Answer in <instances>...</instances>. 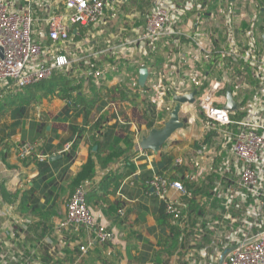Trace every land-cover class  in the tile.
<instances>
[{"label": "crops", "instance_id": "crops-1", "mask_svg": "<svg viewBox=\"0 0 264 264\" xmlns=\"http://www.w3.org/2000/svg\"><path fill=\"white\" fill-rule=\"evenodd\" d=\"M149 9L148 2L141 0L130 1L114 13L107 10L102 29L90 35L91 38L95 34L90 47L98 51L106 47L107 42L131 37L134 34L132 26L143 25ZM193 22L192 16L184 19L180 30L188 35L197 31L214 35V24H203L204 28L200 29L199 24L191 27ZM78 33L76 35V30L71 33L74 42H80L87 36L85 30ZM160 43L159 49L147 57L133 55L131 62H125L121 57L102 82L86 79L82 68H78L80 70L76 73L70 71L68 75L57 73L55 76H67L71 84L78 87L73 94L86 101L84 104L61 97L58 90L62 86L57 87L53 95H43L36 102L27 93L29 90L20 91L15 96L0 88V100L3 102L9 98L0 110V259L2 254L11 256L14 252L17 258L24 256L22 260H27L31 257L39 261L38 264H77V241L80 237L84 244L90 237L84 230L78 232L79 236L68 230L61 235L69 244L64 240L62 245L53 233V226L64 217L71 195V180L83 164L89 157L95 158L96 154L105 158L114 140H122L126 131L133 139L135 155L130 160L131 166L125 165L122 159L113 160L104 168L97 165L94 177L85 184L86 203L94 221L112 231L115 240L94 244L79 264H211L202 261L201 250H206L208 255L215 253L217 261L226 253L227 244L222 238H215L213 231L205 228L204 238L192 247L196 250L190 256L193 258L187 257L176 231L159 224L161 203L150 195L145 183L151 176L160 174L184 186L190 184L199 198L207 196L211 186V180L205 178L196 184L189 176L196 165L209 167L204 157L194 154L196 144L202 141L203 131L198 135L195 133L200 119L193 113H189L188 122L183 123V128L161 147L159 153L141 151L138 147L141 136L147 135L152 128H161L167 120L169 112L166 110L169 104H173L172 84L186 78L190 68L187 63H192L191 59L194 61L192 44L184 37L178 44L175 41L177 46H172V42ZM112 62V58L101 56L98 61H93V65L102 68ZM200 65L206 67L203 63H193L198 69ZM141 68L148 71L142 88L138 86ZM209 70L208 76H214V69ZM158 74L164 76L165 84L159 81ZM159 84L161 89L166 86L162 96V90L156 91ZM147 88L152 89L153 98L161 97V104L157 107L150 102L153 98L148 99V94H144ZM187 107L191 106H182V122L181 117L185 115L184 111H188ZM43 116L45 120H42ZM98 118L105 120L101 134L89 130ZM73 126L78 127V135L71 138ZM23 142L38 145L40 153L47 156L45 164L18 160L16 147ZM68 143L72 144V149L68 153L63 152ZM178 160H182L184 165L178 166ZM199 200L191 203H196L191 207L192 221L202 222L203 227L211 229L213 223L220 219H217L219 212L213 208L219 201H213L210 206L213 214L210 220V215H207L209 209L201 212ZM45 237L52 240V246L56 245L53 249L50 245L40 244Z\"/></svg>", "mask_w": 264, "mask_h": 264}, {"label": "built area", "instance_id": "built-area-1", "mask_svg": "<svg viewBox=\"0 0 264 264\" xmlns=\"http://www.w3.org/2000/svg\"><path fill=\"white\" fill-rule=\"evenodd\" d=\"M130 1L141 0H0V87L12 91L23 90L51 79L57 73L68 75L70 71L76 73L81 68L86 79L102 82L121 57L125 62H131L137 54L147 57L154 51L155 43L163 41L173 44L177 41L178 44L180 38L184 37L192 44L196 55H193L192 63H187L190 68L186 78L172 84L173 93L183 95L196 90L195 103L188 105H196L203 117V136L213 133L208 143L201 141L194 151L197 157L207 160L209 167L196 165L189 176L196 184L205 178L215 180V183L210 187V195L202 198L197 197L195 188L187 189L181 182L164 176L153 175L145 183L150 195L164 205L172 224L178 228L179 240L184 244L187 257L193 258L190 256L196 250L192 247L208 228L215 238L221 237L227 244L226 253L218 261L216 259L215 264H264L263 32L255 30L252 18L251 24L243 30L242 40L228 32V27L235 22V16L227 8L220 9L223 0H145L150 6L149 13L143 25H136L137 28L132 26L134 34L131 37L114 43L107 42L106 47L98 51L90 47L95 34L91 38L90 35L102 29L107 19L106 11L114 13ZM218 10L225 14L227 26L223 45L217 47L212 36L202 31L188 35L180 30L184 19L189 16L203 25V18L213 19L214 11ZM73 30H76V35H79L78 31L85 30L86 38L74 42L71 35ZM101 56H108L113 62L97 68L93 61H98ZM211 59L215 60L216 69L222 71L224 67L222 76L214 72L212 78L207 77L193 66L194 62L208 64ZM223 61H226L225 65ZM239 61L243 74L246 68L250 70L254 87L247 100L243 93L230 90L237 106L234 111H228L224 108L226 87L232 82L228 71L239 67ZM158 78L160 82L164 80L161 74H158ZM157 86L156 91L162 90V96L165 91L160 84ZM199 87H202L200 93ZM144 92L149 94L152 89L147 88ZM160 96L152 97L150 101L156 107L161 104ZM237 112L242 115L238 120L233 118ZM184 113L188 114V111ZM71 147V143L66 144L63 152L68 153ZM16 156L20 161L35 160L40 163L47 160V156L38 150V145L32 142L19 144ZM176 164L183 166L184 162L178 160ZM85 194L84 187L77 188L66 203L64 217L53 226V233L62 245L65 241L69 244L61 235L68 230L78 236V232L84 230L90 237L84 244L80 237L77 241V264L94 244L112 243L115 240L112 231L94 221ZM197 199L206 209L215 200L221 202L217 218L220 221L214 222L211 229L203 227L202 222L192 221L190 205ZM40 244L50 245L51 249L52 240L45 237ZM199 254L204 263L214 260L206 250H201ZM24 258H17L14 252L11 256L2 254L0 264L39 263L31 257L22 260Z\"/></svg>", "mask_w": 264, "mask_h": 264}, {"label": "trees", "instance_id": "trees-1", "mask_svg": "<svg viewBox=\"0 0 264 264\" xmlns=\"http://www.w3.org/2000/svg\"><path fill=\"white\" fill-rule=\"evenodd\" d=\"M248 26H249V24H246L244 27L247 28ZM263 32H264V30H263ZM224 40H225V37H222V41H224ZM172 46H175V43H173ZM212 63H215L214 59L213 60L211 59L208 64H205L208 67H206V68H203L202 66L199 67L200 70L203 72V74L207 75V77H210V76H208V74L210 75V73H211V71L209 69L212 68ZM237 64H238L239 68H242L241 67L242 66L241 61H239ZM205 69H207V70H205ZM246 70L249 71V69H247V68H246ZM250 79L252 80V78H250ZM91 83L93 85V82H91ZM231 83L228 86H230ZM252 84L254 85L253 80H252ZM205 85H206V82H205ZM60 86H62V88H61V90H58V94L61 95V97H64L66 99H72V101H74V103L79 102L80 104H84L86 102L81 97H79L77 95L74 96L73 92L75 93V91L78 87L73 86V84H71V82L69 81L67 76H64V77L55 76V77H52L51 79L41 81V82H39L33 86H29L25 89H26V91L29 90L27 93L30 94L31 96H33L32 101L36 102V101L40 100L43 97V95L44 96L45 95H53L56 91V88L60 87ZM234 88H235V86L234 87H227L226 89L231 90L233 92ZM25 89H23V90H25ZM23 90H15V91L7 90V92H9V95L14 94L15 96H18L19 95L18 93L20 91H23ZM70 94H72L73 96ZM146 94H148V93H146ZM13 99L15 100L16 98L13 96ZM8 100H9V98L4 100L3 102L0 100V110L3 108V106H5L7 104ZM42 120H45L44 116L42 117ZM104 124H105V120L103 118H98L89 127V130L95 131L96 133L101 134V132L104 128ZM44 126H45V124L42 125V127H44ZM76 134L78 135V127L73 126L71 128V138L74 137ZM212 136H213V133H211V132L206 133L202 138V143H208L210 141V139L212 138ZM132 140L133 139L131 138V134L128 131H126V135L123 137L122 140H119V141H117L116 139L114 140V142L111 144V150H110L109 154L105 156V158H100V156L97 154H96L95 158L89 157L87 159L86 163L83 164V166H82L81 170L78 172V174L71 180V184H70L71 194L79 187H84L86 190L85 184H87L94 177L97 165L100 168H104V167H106L107 164L112 163L113 160L122 159L125 165L131 166L130 160L135 155L134 151H133V141ZM120 142L122 143V146H120ZM198 145L199 144H196V146H198ZM71 149H72V147H71ZM44 162H46V161H44ZM44 162H40L39 164L40 165L45 164ZM214 183H215V180H211V186H213ZM185 187L187 189H190L192 186L190 184L186 183ZM210 191H211V189L208 191V195H210ZM86 192H87V190H86ZM200 211L204 213L205 208L202 207ZM158 221H159L160 225H163V226L168 225L171 228H173L174 231H176V236L179 239L178 228L172 224L171 219H170L169 215L166 214L165 207L162 203L160 204ZM202 225H204V224H202ZM203 238H204V236H202L200 239L202 240Z\"/></svg>", "mask_w": 264, "mask_h": 264}, {"label": "rangeland", "instance_id": "rangeland-1", "mask_svg": "<svg viewBox=\"0 0 264 264\" xmlns=\"http://www.w3.org/2000/svg\"><path fill=\"white\" fill-rule=\"evenodd\" d=\"M222 5L223 6H220L221 10L222 9L224 10V8H227L228 10H231V12L234 13V16H235V22H233V24H231L228 27V29H227V26L225 25V22H224L225 14H222L220 10L214 11L213 19L203 18L204 24H207L209 26L214 24L213 29H215V32L212 31L214 35H212L211 38H213L214 44L217 47L219 45H223L224 41H222V37H225L226 29L228 32H231L233 36L237 37V39L242 40L243 39V32H244L243 30L246 29L244 26L246 24H251V22H252L251 18L253 20L252 23L254 24V22H255V30L259 33L263 32V30H264V0H230V1L223 0ZM195 22H193L195 24L192 23L191 27H194V26H196V24L199 23L197 21H195ZM138 24H141V23L138 22ZM199 28L202 29V28H204V26L200 25ZM160 44H161L160 42L155 43L154 51L151 53H154L156 50H158ZM151 53H149V55ZM192 53H194V52L192 51ZM223 63L225 65L226 61H223ZM206 67H208V66L206 65ZM195 69L200 70V68L198 69L197 67H195ZM212 69H214L213 70L214 72H218L219 76L220 75L222 76L224 67L221 71V70L215 68V63H212ZM241 69L242 68L235 66V68L228 71V72H230V78H231L230 81H232L233 83L227 87H234L235 86L234 91H237L240 94L243 93L245 96V100H247L249 98V96H251V89L254 87V85L252 84V80L250 79V70L249 71L246 70L245 71L246 73L243 74V70H241ZM194 73L195 72L193 71V74H192L193 77H194ZM212 77L213 76H210V78H212ZM163 84H165V83L163 82ZM165 88H166V86H164L163 89L165 90ZM193 89H196V87H193ZM197 89H198V93H200L202 90V87H199ZM144 94H146V93L144 92ZM147 96L149 97L148 99H152V97H153L151 93H149ZM172 107H173V104H172V106H171V104H169V107L167 108L166 112H170ZM187 109H188V114L186 113L185 115H182V117H181V118H183V123L188 122L187 118L189 116V113H193L195 115V117L198 116V118L200 119V123H198L196 125L197 129H196L195 133L197 135L201 134L203 131V124H204L202 115L198 113L196 105H193L191 107H187ZM235 115L236 116H234L233 118L236 120H238L242 117V115H240L238 112L235 113ZM193 141H195V140H193ZM207 186H209V185H207ZM203 192L207 193L208 191L205 192L203 189ZM195 205H196V203H193L191 205V207H195ZM220 205H221V202L220 203L215 202L213 208L216 211L220 212L221 211ZM211 209H212V207L209 208V211L207 210L209 212L207 215H210V218H209L210 220H212V218H213V214L210 211ZM212 256L214 257L215 253H213ZM215 263H216V256L214 257V260L211 262V264H215Z\"/></svg>", "mask_w": 264, "mask_h": 264}, {"label": "water", "instance_id": "water-1", "mask_svg": "<svg viewBox=\"0 0 264 264\" xmlns=\"http://www.w3.org/2000/svg\"><path fill=\"white\" fill-rule=\"evenodd\" d=\"M262 45L264 48V32L262 33ZM148 71L146 68L139 70L138 84L140 87L145 85ZM196 90L191 93L178 95L173 93L172 101L173 107L168 114L167 120L163 123L161 128H152L149 130L147 135L140 137L138 147L141 151H150L153 154L159 153L161 147L180 129L183 128L184 124L180 119V113L183 105L194 104ZM226 105L224 108L228 111H234L236 109V102L232 97L230 90L225 91Z\"/></svg>", "mask_w": 264, "mask_h": 264}]
</instances>
